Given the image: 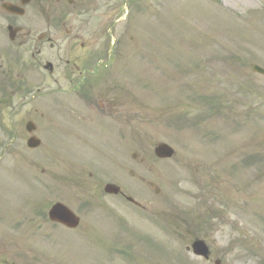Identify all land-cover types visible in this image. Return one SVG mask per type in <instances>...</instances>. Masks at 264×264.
<instances>
[{
    "label": "rangeland",
    "instance_id": "obj_1",
    "mask_svg": "<svg viewBox=\"0 0 264 264\" xmlns=\"http://www.w3.org/2000/svg\"><path fill=\"white\" fill-rule=\"evenodd\" d=\"M98 7L104 165L55 164L60 140L84 151L57 133L46 134L50 161L30 165L2 154L0 264H264V77L250 69L264 67V0H104ZM112 47L120 54L107 63ZM86 137L93 135L77 140ZM159 142L174 155L157 159ZM106 182L145 211L103 195ZM55 201L79 215L77 229L49 222ZM197 215L210 219L199 229L182 222ZM196 237L207 242L208 261L186 250Z\"/></svg>",
    "mask_w": 264,
    "mask_h": 264
},
{
    "label": "flooded vegetation",
    "instance_id": "obj_2",
    "mask_svg": "<svg viewBox=\"0 0 264 264\" xmlns=\"http://www.w3.org/2000/svg\"><path fill=\"white\" fill-rule=\"evenodd\" d=\"M97 3L104 0H0V145L10 161L45 162L53 148L46 134L93 129L104 156V28L93 27L91 7ZM61 143L55 158L66 166L71 149Z\"/></svg>",
    "mask_w": 264,
    "mask_h": 264
},
{
    "label": "water",
    "instance_id": "obj_3",
    "mask_svg": "<svg viewBox=\"0 0 264 264\" xmlns=\"http://www.w3.org/2000/svg\"><path fill=\"white\" fill-rule=\"evenodd\" d=\"M255 72H258L262 75H264V69L258 67V66H253L252 68ZM155 153L158 157H170L172 155V150L165 144H159L156 148H155ZM106 190L108 191H112V192H116V190L111 187V186H106ZM49 218L51 220H55V221H63L65 224L70 225V226H74L77 222V219H75L72 215L70 216L69 213H67L65 211V208L59 206V205H55L53 206L50 210H49ZM193 249L194 252L200 255H204L206 256L207 251L206 248L204 246V244L201 241H196L193 244Z\"/></svg>",
    "mask_w": 264,
    "mask_h": 264
}]
</instances>
